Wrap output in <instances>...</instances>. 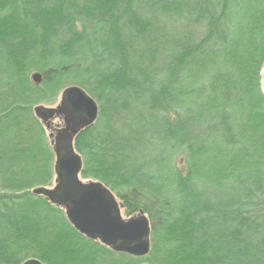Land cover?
<instances>
[{
    "label": "trees",
    "instance_id": "1",
    "mask_svg": "<svg viewBox=\"0 0 264 264\" xmlns=\"http://www.w3.org/2000/svg\"><path fill=\"white\" fill-rule=\"evenodd\" d=\"M263 65L264 0H0V264H264ZM71 84L100 106L80 176L148 216L145 257L33 193L56 159L33 104Z\"/></svg>",
    "mask_w": 264,
    "mask_h": 264
},
{
    "label": "water",
    "instance_id": "2",
    "mask_svg": "<svg viewBox=\"0 0 264 264\" xmlns=\"http://www.w3.org/2000/svg\"><path fill=\"white\" fill-rule=\"evenodd\" d=\"M34 84L43 81L41 72L31 75ZM264 88V70H263ZM100 106L79 85L66 87L61 103L57 107L43 104L34 107L35 115L49 128L57 115L65 116V127L53 136L56 159L54 187L38 186L35 195L47 197L53 204L63 207L74 228L91 240H99L116 252L135 257H145L151 251V223L141 211L138 215L124 219L121 206L114 193L102 182L81 180L83 157L75 150L74 140L85 128L98 119ZM22 264H46L38 258H30Z\"/></svg>",
    "mask_w": 264,
    "mask_h": 264
},
{
    "label": "rangeland",
    "instance_id": "3",
    "mask_svg": "<svg viewBox=\"0 0 264 264\" xmlns=\"http://www.w3.org/2000/svg\"><path fill=\"white\" fill-rule=\"evenodd\" d=\"M263 70H264V65H263V69H262V75H263ZM36 72V71H35ZM34 72H32L31 74H30V79H31V75L33 74ZM32 81V80H31ZM71 85H75V84H71ZM71 85H66V87H68V86H71ZM66 87H64V88H62L61 90H59L58 91V93L56 94V93H48V95H50V96H53V99H54V102H46L45 100L43 101H39V102H36L35 104H33V107H35V106H37V105H40V104H43V105H45V106H50V107H57L60 103H61V98H62V92H63V90L66 88ZM56 94V95H55ZM55 96V97H54ZM245 115H243V119L245 120ZM63 123L64 121H63V119L61 118V117H58V116H56L55 118H53L52 119V121H51V128L49 127V129H46L45 128V130H46V137L48 138V141L50 142V143H52V144H54V142H53V139H54V137L53 136H55V133H56V130L55 129H53V128H55L56 127V125L57 124H59V123ZM244 122V121H243ZM48 128V127H47ZM51 133L53 134V136L51 137ZM227 154V153H226ZM228 154H227V156H225V155H222V156H220V157H218V166H220L219 167V172H222V170L224 169V167L226 166V164H227V162H228ZM260 161V160H259ZM263 168H264V164H263ZM43 171V167H40L39 169H37L36 170V172H42ZM80 178H81V180L83 181V182H85V183H88V182H100V181H98V180H95V179H93V178H88V179H85V178H82V176H80ZM53 180L51 181V182H49V183H42V182H37V183H35L34 184V187H38V186H44V187H49V188H52V187H54L55 186V184H56V173H55V171H54V173H53V178H52ZM114 195H115V193H114ZM116 196V195H115ZM116 198H117V201H118V203L120 204V206H121V214H122V217L124 218V219H129V218H131V217H133V216H136V215H138L141 211H137V212H135V213H132V214H129L128 213V211H127V209H126V207H125V205L123 204V202H122V200L120 199V198H118L117 196H116ZM142 264H148L147 262H142Z\"/></svg>",
    "mask_w": 264,
    "mask_h": 264
},
{
    "label": "flooded vegetation",
    "instance_id": "4",
    "mask_svg": "<svg viewBox=\"0 0 264 264\" xmlns=\"http://www.w3.org/2000/svg\"><path fill=\"white\" fill-rule=\"evenodd\" d=\"M57 116H58V117H61V118L63 119L64 122H63V123L61 122V123L57 124L56 127L53 128V129L56 130L55 136H56V134H57V131L60 130V129H62L63 127H65V124H66V122H65V116H64V115H57Z\"/></svg>",
    "mask_w": 264,
    "mask_h": 264
}]
</instances>
